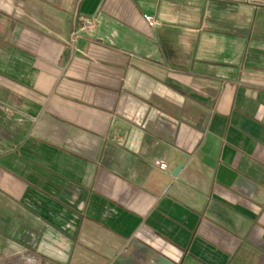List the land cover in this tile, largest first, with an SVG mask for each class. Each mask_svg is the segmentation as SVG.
Returning a JSON list of instances; mask_svg holds the SVG:
<instances>
[{
	"label": "crops",
	"instance_id": "1",
	"mask_svg": "<svg viewBox=\"0 0 264 264\" xmlns=\"http://www.w3.org/2000/svg\"><path fill=\"white\" fill-rule=\"evenodd\" d=\"M31 250L264 264V0H0V255Z\"/></svg>",
	"mask_w": 264,
	"mask_h": 264
},
{
	"label": "rangeland",
	"instance_id": "2",
	"mask_svg": "<svg viewBox=\"0 0 264 264\" xmlns=\"http://www.w3.org/2000/svg\"><path fill=\"white\" fill-rule=\"evenodd\" d=\"M60 247V246H59ZM69 257L54 256L49 251L39 253L29 251L27 254L4 256L0 255V264H67Z\"/></svg>",
	"mask_w": 264,
	"mask_h": 264
},
{
	"label": "built area",
	"instance_id": "3",
	"mask_svg": "<svg viewBox=\"0 0 264 264\" xmlns=\"http://www.w3.org/2000/svg\"><path fill=\"white\" fill-rule=\"evenodd\" d=\"M145 19L148 21L149 25L151 26H155L157 24V21L154 19V17L150 16V15H145ZM94 24L93 19H89V18H85L83 20V28H88V27H92ZM82 29H76L75 31L72 32L71 35V42H75L78 38H80L82 36ZM156 164L163 170L167 169V163L163 160H159L156 162Z\"/></svg>",
	"mask_w": 264,
	"mask_h": 264
},
{
	"label": "water",
	"instance_id": "4",
	"mask_svg": "<svg viewBox=\"0 0 264 264\" xmlns=\"http://www.w3.org/2000/svg\"><path fill=\"white\" fill-rule=\"evenodd\" d=\"M176 174V173H175Z\"/></svg>",
	"mask_w": 264,
	"mask_h": 264
}]
</instances>
